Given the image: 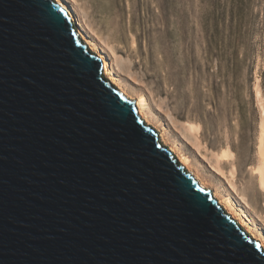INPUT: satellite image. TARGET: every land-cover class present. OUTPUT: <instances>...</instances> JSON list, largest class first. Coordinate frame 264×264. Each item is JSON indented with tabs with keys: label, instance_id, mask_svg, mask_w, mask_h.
<instances>
[{
	"label": "water",
	"instance_id": "1",
	"mask_svg": "<svg viewBox=\"0 0 264 264\" xmlns=\"http://www.w3.org/2000/svg\"><path fill=\"white\" fill-rule=\"evenodd\" d=\"M64 9L0 0V264H264Z\"/></svg>",
	"mask_w": 264,
	"mask_h": 264
},
{
	"label": "rangeland",
	"instance_id": "2",
	"mask_svg": "<svg viewBox=\"0 0 264 264\" xmlns=\"http://www.w3.org/2000/svg\"><path fill=\"white\" fill-rule=\"evenodd\" d=\"M66 1L89 37L107 47L113 72L146 94L167 137L264 233L262 196L254 187L246 200L241 196L256 159L257 79L264 94V0ZM107 34L116 54L104 42ZM189 119L202 124L200 149L184 135ZM227 141L236 152L237 189L213 167L212 151Z\"/></svg>",
	"mask_w": 264,
	"mask_h": 264
},
{
	"label": "bare ground",
	"instance_id": "3",
	"mask_svg": "<svg viewBox=\"0 0 264 264\" xmlns=\"http://www.w3.org/2000/svg\"><path fill=\"white\" fill-rule=\"evenodd\" d=\"M64 1L66 2L65 5L68 8V13L72 17L73 22L75 23V28L77 29L81 37L86 40L87 47L93 52H96V54H98L99 56H101L102 61L104 63L103 74L111 81V83H113L117 88L123 91V93L128 96V98L135 100L136 106L138 108V113L141 115V117L145 120L147 124H150L153 128L156 129L160 140L164 144L168 145V148L173 151L178 161L185 166V169H187L188 171H192L195 178L199 180L200 184L203 187L212 189L213 195L218 199V202L223 205L224 209L238 221V223L245 229L246 232H248L253 238L259 240L261 242V246L264 248V233L256 228V223L254 219H252L250 216H246L241 210L238 209L231 195L224 194L218 188V186L214 185L213 183H209L208 180H206V178L202 176L200 169L197 166L194 167V165H192L190 157L182 151L181 147L167 137L166 129L159 126V123L156 121L152 111H150L148 107L149 101L146 94L144 92L133 91L120 77H118L113 72L111 62L108 56L107 47L95 43L93 39L89 37L90 35L86 33L84 24L76 16V13L72 6L68 4L66 0ZM90 33L91 35L99 36L96 30L92 27ZM105 38V44L113 51V53L116 54L115 49L118 46L112 42L111 35L107 34ZM131 43L132 49L133 47L135 48L136 39L134 37H132ZM129 61L132 62L131 59H129ZM131 69L132 67L128 65L129 72L132 71ZM255 97L260 111L258 137L256 144V159L254 164L249 165L248 180L246 181V183H244V189L242 187L243 191L239 192H241L242 198L246 200L247 189L250 187H254L256 191L262 196L261 207L264 210V94L260 85V79H257L255 84ZM182 127L185 131L184 135L188 139H190L198 149H200L203 145V141L201 138L202 124L196 119H189L182 123ZM232 146L233 145H231L227 141L222 144L218 150L212 151V158L214 161L213 167L217 173L228 178L230 186L233 189H237L235 179L237 176L238 167L235 162L236 152L234 151V147ZM226 167H229V169H226Z\"/></svg>",
	"mask_w": 264,
	"mask_h": 264
},
{
	"label": "snow or ice",
	"instance_id": "4",
	"mask_svg": "<svg viewBox=\"0 0 264 264\" xmlns=\"http://www.w3.org/2000/svg\"><path fill=\"white\" fill-rule=\"evenodd\" d=\"M61 11H63V9H61ZM257 247H259V245H257ZM250 255H252L254 257L255 256V253H251L250 252Z\"/></svg>",
	"mask_w": 264,
	"mask_h": 264
}]
</instances>
